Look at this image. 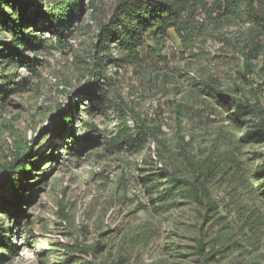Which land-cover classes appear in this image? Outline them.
<instances>
[{"label":"rangeland","instance_id":"obj_1","mask_svg":"<svg viewBox=\"0 0 264 264\" xmlns=\"http://www.w3.org/2000/svg\"><path fill=\"white\" fill-rule=\"evenodd\" d=\"M24 1L29 66L0 50V176L24 197L0 189V264H264V136L243 107L264 121V39L245 16L194 7L187 32L103 61L116 0H82L57 32L40 14L58 0ZM17 11L0 0V49Z\"/></svg>","mask_w":264,"mask_h":264},{"label":"trees","instance_id":"obj_2","mask_svg":"<svg viewBox=\"0 0 264 264\" xmlns=\"http://www.w3.org/2000/svg\"><path fill=\"white\" fill-rule=\"evenodd\" d=\"M10 1L13 5H18L16 23L13 21L8 24L14 40L8 45L4 44L0 50L9 52L8 57L12 62L29 66L19 53L22 52L23 41H25L22 30L29 29L35 17L26 12L28 5L24 0ZM194 7H200L206 11L208 17L218 24L229 22L242 14L249 23L250 42L253 43L251 45H255V40L264 39V0H212L210 4L205 0H116L113 16L107 23H101L98 28L93 44L94 52L95 54L103 53L99 59L110 60L111 44L115 42V50L133 61L148 32L152 31L154 37L158 38L164 37L169 28H174L178 32H187L186 17ZM81 11L82 0H58L53 3L48 13H41L40 18L49 22V26L52 24V30L57 32L60 27L64 29L72 19L79 18ZM252 46H249L247 50L241 47L245 68L249 66L248 60ZM90 88V85L86 87L85 92L92 96ZM243 107L254 112L258 117L260 132L264 136V121L259 104L248 103ZM27 152L30 154V148H27L26 155ZM23 156L24 154L18 155L16 160L22 161ZM6 182L13 188L19 202L24 201L21 184L12 177L11 171L0 176V189ZM4 244L9 251L14 250L11 242L4 241Z\"/></svg>","mask_w":264,"mask_h":264}]
</instances>
